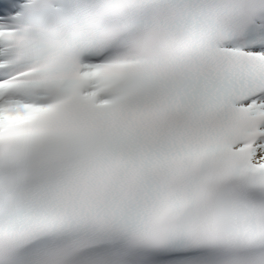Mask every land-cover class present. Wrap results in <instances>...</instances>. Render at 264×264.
I'll return each mask as SVG.
<instances>
[{
	"label": "snow or ice",
	"instance_id": "obj_1",
	"mask_svg": "<svg viewBox=\"0 0 264 264\" xmlns=\"http://www.w3.org/2000/svg\"><path fill=\"white\" fill-rule=\"evenodd\" d=\"M0 264H264V0H0Z\"/></svg>",
	"mask_w": 264,
	"mask_h": 264
}]
</instances>
